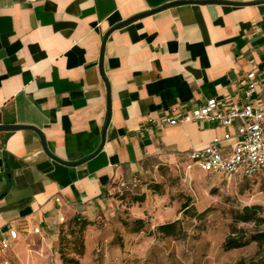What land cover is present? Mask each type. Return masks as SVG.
Here are the masks:
<instances>
[{"label":"crops","instance_id":"0c3cea01","mask_svg":"<svg viewBox=\"0 0 264 264\" xmlns=\"http://www.w3.org/2000/svg\"><path fill=\"white\" fill-rule=\"evenodd\" d=\"M206 1L0 0V125L26 128L0 131L3 259L46 264L61 217L80 214L97 226L122 182L159 183L189 164V152L239 126L163 118L208 100L245 104L252 73L250 102L264 111V0L182 4L106 39L136 16ZM104 132L100 153L65 164L95 154ZM234 142L224 141V156ZM40 241L43 252L33 253Z\"/></svg>","mask_w":264,"mask_h":264},{"label":"rangeland","instance_id":"374dc122","mask_svg":"<svg viewBox=\"0 0 264 264\" xmlns=\"http://www.w3.org/2000/svg\"><path fill=\"white\" fill-rule=\"evenodd\" d=\"M159 183L164 190L161 196L149 190L147 184H140L132 191L120 189L114 194L110 215L86 230L89 251L81 264H235L253 257L255 264H264V246L258 254L256 243L231 252L223 250L233 226L249 234L264 229V224L258 227L234 222V213L246 206L259 205L264 210V173L253 179L228 180L196 169L188 182L171 173ZM142 195H145L143 202L134 201ZM186 202L189 207L183 211ZM137 219L144 221V229L133 233L132 223ZM176 221L181 230L178 236L158 233V226ZM39 245L42 241L32 245L33 253L43 252ZM59 252L58 240L45 252L46 264H58ZM66 252L74 256L71 250Z\"/></svg>","mask_w":264,"mask_h":264},{"label":"built area","instance_id":"2783aa9c","mask_svg":"<svg viewBox=\"0 0 264 264\" xmlns=\"http://www.w3.org/2000/svg\"><path fill=\"white\" fill-rule=\"evenodd\" d=\"M255 78V74L249 75L245 91L247 100L245 104H233L226 107L217 100H208L179 119L163 118L162 123L197 121L219 125L226 129L239 122L235 135L227 133L223 139L217 138L207 147L189 152L187 155L189 164L185 168L176 167L177 174L184 181L188 182L192 178L194 168L203 173L223 176L228 180L233 178L253 179L261 177L264 173V111L250 102L257 87ZM232 139H235L232 152L230 155L224 156L223 143ZM137 187V182L134 184L122 182L120 184V189L126 191H132ZM60 201L57 199L58 203ZM60 222H65V218L61 217ZM32 232L40 235L41 228H34ZM9 238H17L15 229H10ZM9 249L10 241L7 238L0 239V264H12L3 259Z\"/></svg>","mask_w":264,"mask_h":264},{"label":"trees","instance_id":"16d2710c","mask_svg":"<svg viewBox=\"0 0 264 264\" xmlns=\"http://www.w3.org/2000/svg\"><path fill=\"white\" fill-rule=\"evenodd\" d=\"M148 189L154 194L163 195V186L160 183H151L148 185ZM145 195L135 198V202H143ZM189 205L187 202L182 205V210L187 209ZM263 207L259 205L246 206L240 211L234 213V222L239 223H253L256 226L264 224ZM95 223L88 218L77 214L73 217L65 219L60 226L59 241H60V261L62 264H81V259L86 254V239L85 233L87 228L93 226ZM125 226H129L128 223H124ZM133 233H139L144 229V221L137 219L133 223ZM179 227V221L163 224L157 227L158 233H161L167 237H175L181 232ZM67 228V229H66ZM66 229V230H65ZM256 243L258 245L260 254L264 246V229L257 230L251 234L247 233L244 229L237 226H233L231 234L226 238L223 243V250L225 252H231L233 250L244 249L251 244ZM66 250H71L73 257H70ZM255 257L248 259L243 258L235 264H255Z\"/></svg>","mask_w":264,"mask_h":264},{"label":"water","instance_id":"95a60500","mask_svg":"<svg viewBox=\"0 0 264 264\" xmlns=\"http://www.w3.org/2000/svg\"><path fill=\"white\" fill-rule=\"evenodd\" d=\"M191 3H199V4H226V2H222V1H217V0H210V1H206V2H175V3H172V4H169L167 6H164L162 8H159L157 10H153L151 12H148L146 14H142V15H139V16H136L134 18H131L130 20H127L126 22H123L122 24L116 26L115 28H113L106 36V39L109 37V35L114 32L115 30H118L134 21H137L139 19H142L144 17H148V16H151V15H154L156 13H159L160 11H163L165 9H168V8H171V7H174V6H178V5H182V4H191ZM20 129H26L25 127H22V126H3V125H0V131H13V130H20ZM104 141H105V132L103 134V139H102V144L101 146L99 147V149L97 150V152L95 154H93L92 156H90L89 158H87L86 160H83V161H80V162H77V163H73V164H68V163H65L66 165H71V166H79V165H82L83 163H85L86 161L92 159L93 157H95L98 153H100V151L103 149L104 147ZM51 157L55 160L58 161V159H56L54 156L51 155Z\"/></svg>","mask_w":264,"mask_h":264}]
</instances>
